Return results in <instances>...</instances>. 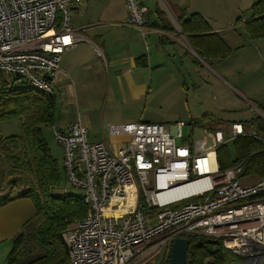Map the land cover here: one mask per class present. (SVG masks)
I'll return each instance as SVG.
<instances>
[{
	"label": "built area",
	"instance_id": "obj_1",
	"mask_svg": "<svg viewBox=\"0 0 264 264\" xmlns=\"http://www.w3.org/2000/svg\"><path fill=\"white\" fill-rule=\"evenodd\" d=\"M82 1L0 0V82L2 75L15 76L53 93L60 54L78 40L71 9ZM124 3L123 24L145 34L146 6L141 0ZM182 125H109L110 135L127 136L115 149L104 139L90 141L80 120L51 126L63 148L69 185L59 193L77 191L88 206L87 214L61 233L65 264H153L170 252L174 238L189 234L221 240L241 256L239 264H264V176L242 183L240 163L220 169L214 148L195 152L178 143ZM231 132L235 137L247 131L233 121ZM260 139L264 142V135ZM214 140L215 146L225 142L219 128ZM150 211L155 215H145Z\"/></svg>",
	"mask_w": 264,
	"mask_h": 264
},
{
	"label": "trees",
	"instance_id": "obj_2",
	"mask_svg": "<svg viewBox=\"0 0 264 264\" xmlns=\"http://www.w3.org/2000/svg\"><path fill=\"white\" fill-rule=\"evenodd\" d=\"M178 19L188 44L202 59L223 58L230 53L231 49L216 34L208 33L209 26L198 13ZM240 20L238 17L237 21ZM243 28L250 39L264 38V0L251 4L250 16ZM5 77L2 75L0 82V121L19 119L20 133H0V171L7 169L11 177L9 184L19 185V190L13 195H0V206L19 197H29L36 210L35 216L24 222L13 237L6 264H65L68 251L61 233L81 220L88 206L77 191L59 193L66 184L64 167L51 154L42 133L43 126L54 125L56 95L38 91L19 77L14 76L12 83ZM261 120L260 116L249 120L256 126L255 134L246 132L234 137L233 155L225 142L216 146L220 169L240 163V176L253 175L258 179L264 176V142L259 135L264 133V123H260ZM185 237L188 239L186 264H239L241 261V256L225 249L219 239L211 242L200 234ZM169 255L167 252L159 264H168Z\"/></svg>",
	"mask_w": 264,
	"mask_h": 264
},
{
	"label": "rangeland",
	"instance_id": "obj_3",
	"mask_svg": "<svg viewBox=\"0 0 264 264\" xmlns=\"http://www.w3.org/2000/svg\"><path fill=\"white\" fill-rule=\"evenodd\" d=\"M100 1L110 2L109 0ZM150 1L152 0H145L146 3ZM155 1L163 12V19L173 24L172 15L167 9L165 0ZM175 1H183L186 3V6L190 4L193 9H203L210 13L221 11V13L234 15L231 21L234 22L237 15H241L244 18L248 16L250 14V6L256 0ZM113 21L112 25L117 20ZM70 23L73 24L72 15ZM107 29V27L101 29L104 33L95 40L96 45L101 48L102 52L103 50L109 52L108 48L113 46L109 41L114 36L122 37L123 35L125 38H131V42L137 40V45H140V42L145 43V37L138 32L136 34L127 30L122 25L111 27L108 31ZM237 30H243L241 25ZM246 40H249V38ZM104 41L106 43L105 46L102 44ZM251 50L252 55L260 62H236L239 65L233 64L235 62H228L230 66L225 68L226 71L224 72L216 62L206 63L204 66L202 63L197 65L194 62H190V55H182L181 59L184 60L182 62L183 69L179 66L180 62H175V64L182 71L180 72L183 78L179 83L181 85L185 83L184 85L187 86V89L186 87H182L183 93H179L180 89H178L176 94H166L161 91L155 96L153 94L147 101L143 100L140 104L133 107L122 105L118 100L119 105L111 108L106 93L108 84L106 74L108 71L103 63L104 57L97 53L91 43L80 42L77 46L64 50L60 54L59 64L61 65L63 62H67V60L83 56L88 62H101V76L95 77L93 81H87L86 74H82V80L71 75L73 77L72 82L70 80L67 82L70 84L68 87L69 91H64L66 96H70L72 101H74L75 106L66 105L63 102L59 103L57 120L68 118L71 113L75 112L79 114L82 123L87 127L90 135L100 133L103 134L102 136L108 138L110 135L108 131L109 125L123 124L117 122L118 116L121 114L126 115L127 110L133 108L130 118L134 122L137 120L160 122L168 128L170 125L178 122L184 123L182 125L183 137L177 138V142L191 144L197 152L213 148L215 150L214 130L219 128L225 135L226 148L233 155L234 137L231 132V123L239 121L243 126L245 125L244 127L247 132H252L256 129L255 125L249 123L250 119L260 116L262 119L260 123H264V50L261 47L251 48L249 52ZM178 60L180 59L178 58ZM191 67L196 68L198 73L190 75ZM185 69H187V72ZM209 69L213 70V72L216 71L212 74ZM215 73H218V76ZM199 75L204 77L205 82L201 81V76L199 77ZM5 78L8 82L12 83L14 76L9 78L6 76ZM198 84H202V86ZM54 93L59 95L60 92L54 89ZM206 113H212L215 117L204 118L203 115ZM0 133L3 135L20 133L19 119L0 121ZM42 133L51 154L61 163L63 148L55 141L51 127L43 126ZM259 135L263 136L264 133ZM240 171L242 172V168H240ZM240 178L242 183L245 184L255 183L258 179L253 175L242 174ZM10 179L11 177L7 175V169L0 171V195H13L19 190V185L9 184ZM65 186L69 187L68 184H65ZM144 213L152 217L156 212L150 211L149 213ZM38 217L41 218L40 216ZM74 225L72 224L69 227H73ZM165 255L166 252L163 251L153 264H159L160 261L163 262Z\"/></svg>",
	"mask_w": 264,
	"mask_h": 264
},
{
	"label": "crops",
	"instance_id": "obj_4",
	"mask_svg": "<svg viewBox=\"0 0 264 264\" xmlns=\"http://www.w3.org/2000/svg\"><path fill=\"white\" fill-rule=\"evenodd\" d=\"M109 1L83 0L71 9L73 24L70 23V26L78 37L73 47L80 42H88L94 46L99 55L104 57L103 63L108 71L106 74L108 81L106 93L111 108L119 105V101L122 105L133 107L140 104L143 100L147 101L153 94L155 96L161 91L166 94H176L178 89H180L179 93H183L182 87L187 89V86L184 85L185 83L182 85L179 83L183 78L181 74L182 62H184L181 59L182 55H190V62H194L197 65L202 63L204 66L206 63L216 62L223 72L226 71L225 68L230 66L228 62H235L233 64H236V62H260L252 55V50L249 52V49L261 47L264 50V39H250L243 28V23L249 19L250 14L245 18L237 15L235 21L231 22L234 15L221 13V11L210 13L203 9H193L190 4L186 6L183 1L165 0L167 9L172 15V24L163 19V12L155 0L149 3L141 0V3L147 8L145 34H142L138 28L123 24L126 18L124 0ZM192 13H198L207 22L209 26L208 33L216 34L231 49L226 57L202 59L190 47L187 42V35L181 32L178 18L183 16V19H187ZM238 17L241 18L240 21H237ZM113 20L117 21L112 25ZM120 25L129 31L141 34L145 37V43L140 42V45H137V40L131 42V38H125L123 35L122 37L114 36L109 41L113 44L111 48H108L109 52L104 50L102 52L101 48L95 43L96 38L104 33L101 29L107 27L108 31L111 27ZM240 25L243 30L238 31L237 28ZM247 38L249 40H246ZM102 44L105 46V41ZM175 62H180L179 66L181 68L177 67ZM101 65V62H88L83 56L67 60V62L59 65L60 71L56 77L55 91L60 93L59 95L55 94L56 115L53 126L66 127L69 122L74 120H80L82 123L79 114L75 112L71 113L68 118L57 120L58 105L63 102L74 107V101H72L70 96L67 97L64 91H69L68 87L70 84L67 83L68 80L72 82V76L82 80V74H86V80L93 81L95 77L101 76ZM185 70L187 72V69ZM209 70L212 74L216 71ZM196 73H198V70L191 67L190 75ZM215 74L218 76V73ZM200 76L201 81L205 82L204 77ZM171 81L172 83L170 84ZM198 85L202 86V84ZM253 102L255 103V101ZM129 109L125 113L126 115L121 114L118 116V123L134 122L130 118L133 108ZM206 114L212 115V113ZM213 117L215 116L213 115ZM85 128L87 129L86 126ZM102 135L100 133L90 135L88 132L90 141L104 139L113 149L122 146L127 139V136L124 135H109L108 138ZM189 145L191 146V144ZM35 214L34 204L29 197H19L0 206V264H6V257L12 247L13 237L20 232L24 222L33 218Z\"/></svg>",
	"mask_w": 264,
	"mask_h": 264
},
{
	"label": "water",
	"instance_id": "obj_5",
	"mask_svg": "<svg viewBox=\"0 0 264 264\" xmlns=\"http://www.w3.org/2000/svg\"><path fill=\"white\" fill-rule=\"evenodd\" d=\"M208 240L214 242L216 239L209 238ZM187 244H188V239L186 237H176L173 239L170 248L168 264L187 263V252H186Z\"/></svg>",
	"mask_w": 264,
	"mask_h": 264
}]
</instances>
